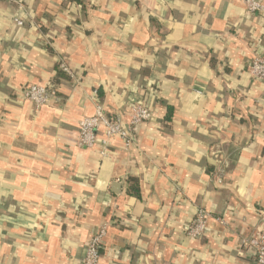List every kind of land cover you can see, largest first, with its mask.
Returning a JSON list of instances; mask_svg holds the SVG:
<instances>
[{
    "label": "crops",
    "instance_id": "crops-1",
    "mask_svg": "<svg viewBox=\"0 0 264 264\" xmlns=\"http://www.w3.org/2000/svg\"><path fill=\"white\" fill-rule=\"evenodd\" d=\"M256 55L264 11L245 0H0V264H81L102 225L99 264H255L243 241L264 232ZM30 85L55 97L35 108ZM135 103L152 116L134 145H77L96 104L128 122Z\"/></svg>",
    "mask_w": 264,
    "mask_h": 264
},
{
    "label": "built area",
    "instance_id": "built-area-1",
    "mask_svg": "<svg viewBox=\"0 0 264 264\" xmlns=\"http://www.w3.org/2000/svg\"><path fill=\"white\" fill-rule=\"evenodd\" d=\"M247 11L258 13L264 11V0H245ZM17 26L22 27L23 22L16 19ZM60 71L68 76L74 77V72L61 62ZM249 74L251 77L264 86V56L256 55L249 64ZM24 98L35 108L44 106L55 97V92L51 87L42 85H30L24 90ZM151 110L142 104H132L130 108V119L123 122L119 117L109 116L101 104L95 105L94 115L84 117L78 123V142L80 148L89 149L97 143H102L104 149L101 152L105 156L108 152V141L117 138L124 143L126 148L135 144L134 128L143 122L151 119ZM103 130L104 140L99 142L98 136ZM217 183L222 185V177L216 178ZM210 216L205 210H198L191 223L186 227L187 234L195 239L201 238L206 231V220ZM107 226H100L92 235L86 245L85 254L81 264H99L100 252L106 235ZM243 246L251 250L255 264H264V232H256L253 236L243 241Z\"/></svg>",
    "mask_w": 264,
    "mask_h": 264
},
{
    "label": "trees",
    "instance_id": "trees-1",
    "mask_svg": "<svg viewBox=\"0 0 264 264\" xmlns=\"http://www.w3.org/2000/svg\"><path fill=\"white\" fill-rule=\"evenodd\" d=\"M59 72L61 73L62 71H58L57 73L59 74ZM132 182V181H131ZM134 182V181H133ZM134 186V185H133ZM137 191H138V188L136 189V190H134L133 192H134V194H137ZM138 196V195H137Z\"/></svg>",
    "mask_w": 264,
    "mask_h": 264
},
{
    "label": "water",
    "instance_id": "water-1",
    "mask_svg": "<svg viewBox=\"0 0 264 264\" xmlns=\"http://www.w3.org/2000/svg\"><path fill=\"white\" fill-rule=\"evenodd\" d=\"M117 186H118L117 184H114V185H113V188H114V189H116V188H117Z\"/></svg>",
    "mask_w": 264,
    "mask_h": 264
}]
</instances>
